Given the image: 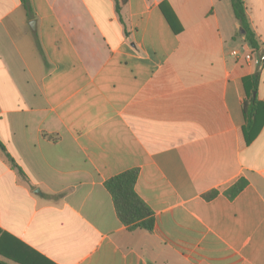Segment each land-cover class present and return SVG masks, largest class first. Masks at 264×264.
I'll return each instance as SVG.
<instances>
[{"label": "crops", "instance_id": "0c3cea01", "mask_svg": "<svg viewBox=\"0 0 264 264\" xmlns=\"http://www.w3.org/2000/svg\"><path fill=\"white\" fill-rule=\"evenodd\" d=\"M29 2L0 0V264H264V66L231 0ZM129 169L152 232L105 187Z\"/></svg>", "mask_w": 264, "mask_h": 264}, {"label": "trees", "instance_id": "16d2710c", "mask_svg": "<svg viewBox=\"0 0 264 264\" xmlns=\"http://www.w3.org/2000/svg\"><path fill=\"white\" fill-rule=\"evenodd\" d=\"M127 0H115L116 10L121 12L122 6ZM28 11H31L29 0H23ZM236 18L239 20L241 28L244 30L246 40L252 49H261V44L255 30L252 28L244 0H231ZM253 92H248V100L244 103V112L246 116V125L244 135L247 144H250L260 132L261 126L257 124L259 105L257 91L258 76L253 77ZM0 147L5 150L0 142ZM10 160H13L10 157ZM138 178V169H129L118 175H115L105 182V187L112 196V200L121 222L132 231L137 228L152 232L155 228V216L152 209L137 194L135 185ZM247 184L245 179H240L229 190L230 197H235ZM216 194L215 191L205 194L206 198H211Z\"/></svg>", "mask_w": 264, "mask_h": 264}, {"label": "built area", "instance_id": "2783aa9c", "mask_svg": "<svg viewBox=\"0 0 264 264\" xmlns=\"http://www.w3.org/2000/svg\"><path fill=\"white\" fill-rule=\"evenodd\" d=\"M232 56L235 58L242 57L247 63L254 65L255 67H263L264 66V50L262 49H252L249 48H241L234 49L231 52Z\"/></svg>", "mask_w": 264, "mask_h": 264}]
</instances>
